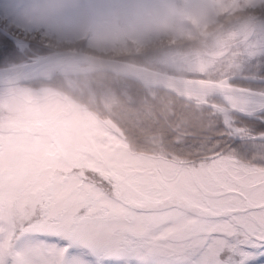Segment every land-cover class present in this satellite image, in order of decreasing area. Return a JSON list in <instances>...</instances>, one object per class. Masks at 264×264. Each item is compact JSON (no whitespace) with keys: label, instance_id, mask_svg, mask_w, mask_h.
I'll list each match as a JSON object with an SVG mask.
<instances>
[{"label":"snow or ice","instance_id":"snow-or-ice-1","mask_svg":"<svg viewBox=\"0 0 264 264\" xmlns=\"http://www.w3.org/2000/svg\"><path fill=\"white\" fill-rule=\"evenodd\" d=\"M208 8L246 15L264 0ZM97 51L120 87L96 148L73 162L41 161L59 134L37 123L40 93L0 98V264H264V45L187 67L180 53L132 63L119 46ZM153 97L206 122L185 131L174 115L166 135L146 136L151 105L135 131L112 111Z\"/></svg>","mask_w":264,"mask_h":264},{"label":"clouds","instance_id":"clouds-1","mask_svg":"<svg viewBox=\"0 0 264 264\" xmlns=\"http://www.w3.org/2000/svg\"><path fill=\"white\" fill-rule=\"evenodd\" d=\"M27 7L14 20V26H43L54 19L79 7L81 0H26ZM136 30L128 34L120 43L119 58L132 63L147 62L150 57L167 53H180L184 66L198 61L211 64L226 58L227 54L240 44L247 43L256 36L264 37V17L254 14H217L210 8L189 9L165 4L157 9L139 8L134 17ZM51 47L58 46L52 38ZM78 42L73 47H81ZM88 56L99 57L97 50L87 52ZM112 54L109 53V56ZM108 57H105L107 59ZM109 77L107 82H102ZM118 78L106 70V66L90 73L84 80L85 93L91 89L97 97L101 94L114 97L119 89ZM151 105L153 128H144L143 134L153 131L166 135L169 120L175 115L183 130L195 132L206 122V117L195 108L177 105L171 111L172 100L153 97L149 101L124 102L113 108L120 121L133 130L143 127L145 109ZM109 116V111L102 114Z\"/></svg>","mask_w":264,"mask_h":264},{"label":"rangeland","instance_id":"rangeland-1","mask_svg":"<svg viewBox=\"0 0 264 264\" xmlns=\"http://www.w3.org/2000/svg\"><path fill=\"white\" fill-rule=\"evenodd\" d=\"M165 4L173 7L197 9L208 8L210 0H81L78 8L57 17L47 25L24 27L31 29L34 33H41L44 37L40 39L42 41L47 40L46 38L74 41L80 37L88 36L87 45L84 46L87 50L101 47L111 48L119 46L128 34L136 30L134 17L139 8L157 9ZM26 7V0H0L1 12L9 14L12 20L22 15ZM251 14L264 17V10L253 11ZM1 20L7 27L5 25L0 26L12 33L9 28L15 29L12 27L14 22L11 20L12 24L7 21L5 16L1 17ZM15 32L16 30H14ZM13 35L20 38L18 35ZM5 36L8 38L7 35ZM252 41L264 45V37L256 36ZM27 47V43H19L18 45V48L22 49L21 52L25 59L26 55H29L26 53ZM47 48L49 51V48L52 47L47 45ZM86 74L89 73L73 75L75 77L67 75L66 80L71 86L75 85L76 81V86L81 87L80 92L83 94L85 79L80 76ZM102 82H107V80ZM29 84L0 89V98L5 97L9 89L33 94L40 93L41 103L45 109L37 123L49 127L53 132L59 134L58 142L42 152L41 161L49 169H54L65 162L70 163L79 159L84 152L93 151L96 148L94 138L100 134L97 128L99 118L74 99L53 89L48 83ZM88 98L92 105L96 106V110L110 111L111 96L101 94L97 97L89 89Z\"/></svg>","mask_w":264,"mask_h":264},{"label":"water","instance_id":"water-1","mask_svg":"<svg viewBox=\"0 0 264 264\" xmlns=\"http://www.w3.org/2000/svg\"><path fill=\"white\" fill-rule=\"evenodd\" d=\"M0 32L7 35L17 47L19 43H27L1 26ZM26 56V59L21 62L0 67V89L50 80L55 76L92 73L106 66L104 62L89 57L87 52L72 49L49 48L46 53Z\"/></svg>","mask_w":264,"mask_h":264},{"label":"trees","instance_id":"trees-1","mask_svg":"<svg viewBox=\"0 0 264 264\" xmlns=\"http://www.w3.org/2000/svg\"><path fill=\"white\" fill-rule=\"evenodd\" d=\"M7 19V21H10L12 24L14 22V20L10 19V15L5 13V12H1L0 10V25L2 26H6V24H4L1 20V17H4ZM13 22H12V21ZM2 22V24H1ZM13 28L15 29H11L9 28V30L15 34L20 36V38H22L23 40H25L28 44V47L26 48V53L28 54H36V53H46L48 52V48L47 45L49 47H51V40L52 38L47 40H40L41 38H44L43 35H41V33H34L33 31H31V29H27L24 26H14V24L12 25ZM14 30H16V32L14 33ZM39 31V30H37ZM0 36L5 37L8 41L9 44L7 45V47L3 50H0V67H5V66H10L12 64H16L18 62L23 61L24 58V54L19 50V48L13 43L12 40H10L9 38H7L5 35H3V33L0 32ZM54 37H56L54 35ZM57 42H59L58 46L56 48H64V49H72V50H79V51H83V52H88L91 50H97V49H93L91 48V50H87L84 46L87 45V40H89V37H80L77 40H71V41H67V40H61L58 38ZM78 42H84L82 44L81 47H73L74 45H76ZM84 48V49H83ZM90 74V73H89ZM89 74L86 75H82L80 76L81 78L85 79ZM112 76L113 74L110 73ZM75 77V76H73ZM109 77H105L103 81H108ZM35 83H43V84H47L51 87H53V89H55L56 91H59L61 93H64L67 97H70L72 99H74L76 102L80 103V105H82L83 107H85L88 111L92 112L94 115H96L99 120H103L102 114L103 112H105L104 110H96V106L92 105V103L90 102V99L88 98V92L89 89L87 90V94L85 93V88L83 86V94L81 91V87L79 84L78 88L76 86V81H75V85L71 86L69 84V82L66 80V76H55L54 78L50 79V80H40L37 82H33L30 83L29 85H33ZM85 95V96H84ZM90 97V96H89ZM131 129V128H130ZM132 131H135L133 129H131Z\"/></svg>","mask_w":264,"mask_h":264},{"label":"flooded vegetation","instance_id":"flooded-vegetation-1","mask_svg":"<svg viewBox=\"0 0 264 264\" xmlns=\"http://www.w3.org/2000/svg\"><path fill=\"white\" fill-rule=\"evenodd\" d=\"M20 51L22 50V49H19ZM37 54V53H36ZM32 55H34L33 53H31V54H29V56H32Z\"/></svg>","mask_w":264,"mask_h":264}]
</instances>
